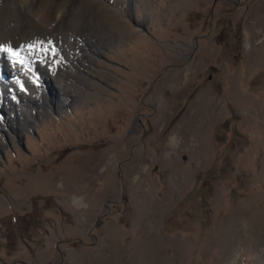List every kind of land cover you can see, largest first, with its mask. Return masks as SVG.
I'll return each instance as SVG.
<instances>
[{
    "label": "rangeland",
    "instance_id": "1",
    "mask_svg": "<svg viewBox=\"0 0 264 264\" xmlns=\"http://www.w3.org/2000/svg\"><path fill=\"white\" fill-rule=\"evenodd\" d=\"M78 12L73 68L0 58V264H264V0Z\"/></svg>",
    "mask_w": 264,
    "mask_h": 264
},
{
    "label": "bare ground",
    "instance_id": "2",
    "mask_svg": "<svg viewBox=\"0 0 264 264\" xmlns=\"http://www.w3.org/2000/svg\"><path fill=\"white\" fill-rule=\"evenodd\" d=\"M59 2L56 0H0V46L10 50L0 51V58H4V52L11 55L7 56L5 65V70L10 77L17 78L25 70L12 56L18 55L16 52L20 53L30 43L36 44L33 48H28L33 52V59L37 60L36 58L44 56L48 62L51 60V63L55 62L56 64V57L61 55L63 60L71 62L68 64L72 66L71 68L77 65L75 63L83 62V55L90 56L85 47L87 42L82 40L91 35L92 29L98 30L102 35L101 26L94 17L89 15L85 17L78 12L79 0H68L63 11L60 10L61 3ZM36 37H41L42 41L36 42ZM77 37L82 40H76ZM53 38L55 41L62 42L63 51L58 52L55 43L49 42ZM81 65L85 66L86 63ZM36 91V94L41 98L43 92L40 88ZM6 92L7 95L11 94L12 96L16 93L13 90H6ZM7 95H5L6 99L9 98ZM16 97L17 105L23 111H25L24 106H35L34 104L37 103L35 101L37 98L34 96L25 97V95L18 94ZM9 105L11 104L9 103ZM34 109H32V113H36Z\"/></svg>",
    "mask_w": 264,
    "mask_h": 264
},
{
    "label": "snow or ice",
    "instance_id": "3",
    "mask_svg": "<svg viewBox=\"0 0 264 264\" xmlns=\"http://www.w3.org/2000/svg\"><path fill=\"white\" fill-rule=\"evenodd\" d=\"M0 51H10L9 49H5L2 46H0Z\"/></svg>",
    "mask_w": 264,
    "mask_h": 264
}]
</instances>
